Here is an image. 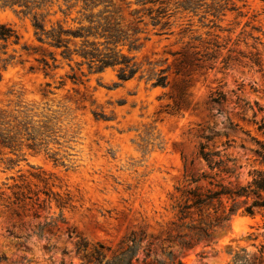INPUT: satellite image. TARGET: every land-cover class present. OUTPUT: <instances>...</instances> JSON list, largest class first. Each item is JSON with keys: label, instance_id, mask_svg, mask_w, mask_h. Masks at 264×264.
<instances>
[{"label": "rangeland", "instance_id": "1", "mask_svg": "<svg viewBox=\"0 0 264 264\" xmlns=\"http://www.w3.org/2000/svg\"><path fill=\"white\" fill-rule=\"evenodd\" d=\"M170 9L168 35L151 33L135 54L144 74L169 68V85L153 88L137 76L111 89L118 82L112 69L80 85L65 78L70 73L66 62L46 76L37 62L41 54L22 50L49 51L34 37L32 16L18 7L0 8V24L20 36L19 45L0 50V110L31 122L29 130L35 129L39 144L35 151L27 149L21 126L18 151L0 146V264H87L75 253L80 240L104 245L105 260H110L130 245L132 236L145 238L142 248L154 241L150 257L143 261L140 250L133 264L164 259L162 250L172 251L183 264H229L234 253L246 250L251 262L256 257L255 264H264V214L239 213L216 229L212 240L193 242L190 248L174 240L188 231L172 225L186 192L204 193L211 181L204 180V173L215 174L199 155L201 145L234 160L229 167L235 173L219 174L215 182L243 184L254 167L251 138L264 141L257 131L264 124V0H170ZM57 11L55 3L38 13H50V26L62 18ZM206 47L218 59L202 68L181 65V56L171 55L180 52L189 61ZM9 57L14 59L4 63ZM217 91L225 95L222 105L210 102ZM227 141L231 146L225 150ZM17 187L29 190L31 199L15 201ZM46 191L58 197L49 198ZM60 214L64 223L56 221ZM213 217V210L201 214L203 221ZM50 221L56 222L51 233L33 234Z\"/></svg>", "mask_w": 264, "mask_h": 264}, {"label": "trees", "instance_id": "2", "mask_svg": "<svg viewBox=\"0 0 264 264\" xmlns=\"http://www.w3.org/2000/svg\"><path fill=\"white\" fill-rule=\"evenodd\" d=\"M37 0L30 2L28 0H0V8H21L19 11L23 15L32 16V27L34 37L42 46L49 48V51H43L40 48H29L23 46L25 52L32 51L34 54L40 53L41 57L37 59L41 69L46 76L61 67L62 62H66L70 68V73L65 78L75 85L84 84L88 77L92 75L103 74L108 69L116 71L118 82L114 83L111 89L121 87L137 76L140 80L145 79L153 88H165L169 85L168 69L154 71L152 69L148 74L142 70L143 66L136 60L135 54L143 47L144 43L151 40V33L155 36L168 35L172 27L171 19L174 12L170 9V0ZM58 4V11L62 18L55 23L47 26L46 18L50 13L39 14L38 11H44ZM125 5V7H122ZM189 3L182 6L184 10H189ZM135 7V8H133ZM35 11V12H34ZM17 12V11H15ZM20 36L9 25L0 24V50H4L10 45H19ZM3 45H2V44ZM220 49L219 46H215ZM196 49V47H190ZM210 48L206 47L204 54L200 52L192 53V56H198L188 61L185 54L176 52L172 56H181L180 64L193 65L202 68V64L207 62H216L218 56L216 51L207 52ZM4 54H6L4 52ZM9 57L3 60L4 63L12 61ZM257 66L260 65L259 58L252 60ZM226 69L227 63L224 61ZM86 68L84 71L83 68ZM4 68V66H3ZM212 68V67H211ZM0 67V81L2 79ZM65 81L60 82L64 86ZM46 87H51L47 83ZM48 94H52L51 91ZM226 101L225 95L221 92H215L210 96V102L216 105H222ZM97 119L108 120L103 114H95ZM13 119V120H12ZM18 117L11 118L4 111L0 110V146L16 152L20 149L18 136L21 134L19 128L23 126L27 132V149L35 151L37 137L35 129L30 132L31 122L19 121ZM13 123L16 126L13 127ZM32 127V126H31ZM257 131L264 135V124H259ZM211 141V137L206 138ZM254 148L250 150L253 154V169L248 172V179L245 183H223L214 181L219 174H226L231 177L235 173L229 163L234 162L227 158L222 151H215L209 148L208 144L201 145L199 155L204 160L208 170L214 172L212 176L204 173V180L211 179L209 188L204 193L199 189L186 192V199L183 204L177 206L175 221L172 225L179 231L186 229L185 234H178L175 242L181 248H190L193 242L208 241L214 238L216 229H223L232 219V217L241 213L247 216L264 214V141L257 138H251ZM224 146L228 149L231 144L227 141ZM47 186V180L41 178V174L33 175ZM238 179V178H237ZM13 193L15 201L31 199L29 190ZM47 197H58L50 191L43 192ZM38 200V199H37ZM61 206L59 200H55ZM213 210V219L203 221L201 214ZM199 216L194 220L193 216ZM190 221L187 223V221ZM58 222L64 223L65 219L60 214ZM56 227V222H46L39 226L33 234L39 238L44 237V232ZM71 238V236H70ZM144 237L130 238V245L119 255L110 260H105L103 251L104 245L97 244L91 246L88 242L80 240L75 244V253L80 256L87 264H133L138 262L139 251L144 253L143 261L150 257L151 247L154 241H149L142 248ZM264 248L260 251V259L264 258ZM241 253H234L229 264H255L258 258L251 262L246 250ZM164 259H154L150 264H183L177 257H174L172 251L162 250Z\"/></svg>", "mask_w": 264, "mask_h": 264}]
</instances>
